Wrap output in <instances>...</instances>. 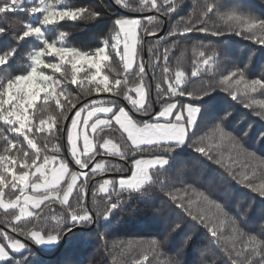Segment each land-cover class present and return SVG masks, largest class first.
Returning <instances> with one entry per match:
<instances>
[{"label":"snow or ice","instance_id":"obj_1","mask_svg":"<svg viewBox=\"0 0 264 264\" xmlns=\"http://www.w3.org/2000/svg\"><path fill=\"white\" fill-rule=\"evenodd\" d=\"M114 3L129 15L117 16L104 0L98 5L0 0V40L16 30L12 43L0 48V71L10 73L0 78V121L15 134L9 139L0 128V209L12 233L0 230V264H49L36 252H60L59 264H78L72 257L87 246L85 234L102 236L126 205L145 220L163 224L158 238L138 242L145 251L134 264H153L149 253L154 260L166 257L163 264H188L180 257L197 240L193 264H264V157L244 146L254 125L237 134L230 127L234 108L219 109L212 95L227 93L264 120V98H256L264 97V63L253 65V52L245 67L209 72L219 68V50L233 37L253 42L264 53V15L243 0H197L188 17L161 35L165 21L179 16L184 0ZM149 10L156 15L134 18ZM17 12L25 13L28 22ZM113 16L108 36L92 49L67 46L69 33L58 30L62 22ZM192 34L225 43L195 44L189 74L179 63L170 65L169 53ZM149 37L157 38L154 44L147 43ZM29 39L39 46L24 61L21 48ZM113 56L122 71L110 78L104 69L115 71L106 63ZM65 65L71 66L72 83L85 98L79 108L80 98L69 101L61 80L54 79ZM82 70L84 80L78 81ZM249 72L258 74L249 78ZM197 81L199 86L191 88ZM93 93L97 98L87 99ZM50 100L57 111L43 118ZM37 137L43 139L38 143ZM256 141L264 143V131ZM225 152L245 160L226 158ZM248 159L259 161V173ZM108 173L118 175L105 178ZM217 177L247 190V203L220 197ZM100 194L102 206L96 199ZM57 204L59 213L53 211ZM177 234L180 248L169 256L164 249Z\"/></svg>","mask_w":264,"mask_h":264},{"label":"trees","instance_id":"obj_2","mask_svg":"<svg viewBox=\"0 0 264 264\" xmlns=\"http://www.w3.org/2000/svg\"><path fill=\"white\" fill-rule=\"evenodd\" d=\"M69 3L73 5H81V4H92L98 5L100 0H68ZM105 4L111 6L113 12L119 15H129L124 9L120 8L114 3V0H104ZM197 3V0H184V3L181 5L179 10V16H175L170 20H166L164 24V32L168 30V28L176 23L180 17H188L189 13L192 12V6ZM243 3L248 6V8L256 13L257 15H264V0H243ZM16 17H19L25 22H28L29 17L23 12H17L14 14ZM147 15H156V13L152 10H149L140 15H136L134 17L144 18ZM113 17H105L102 20L97 22L94 21H66L62 22L60 26H58L59 31H66L69 33V36L66 40V43L72 46H75L81 50H88L99 46V41L102 38L108 36L109 31L112 28V20ZM163 19V17H159ZM3 25V20L0 19V26ZM164 32L161 34L163 35ZM16 34V30L10 29L9 35L0 40V48H3L12 43V36ZM55 31L50 32L48 35L50 38L55 36ZM157 38L149 37L147 38L148 44H154ZM167 39V37H166ZM202 41L204 44L213 43L216 45H221L225 43L223 41L217 40L216 38H208L205 39L201 34H192V38L190 40H180L179 44L176 48H173L170 53V65L175 68L177 63L190 74L191 65L193 60V53L191 51L192 47L198 42ZM171 43V41H169ZM38 42L34 40H27L24 42L21 53L24 58V61L27 59V52L30 51L34 47H38ZM163 46V45H162ZM255 52L256 55L253 57L252 63L255 65L256 63H264V59H260L264 57V53L260 52V46H254L253 42L241 41L238 37H233V39L228 40L226 42V46L220 48L219 55L220 58L218 60L219 68L210 69L209 72L217 73L219 71H223L225 74L227 70L232 69L235 66L245 67L248 64V57L251 53ZM145 59L148 57L147 47L144 50ZM23 61H17V64ZM111 68L115 71H110L109 68H105L106 73L109 74L110 78L115 75V72L122 71V65L119 63L118 58L113 56L109 62ZM251 67V66H249ZM15 68V66H14ZM88 72L90 70H87ZM159 71V70H157ZM71 66L65 65L61 73H57L61 78L62 85L64 86L65 96H67L68 100L72 103H76L74 97L80 98V104L85 102V98L81 95V88L77 87V85L72 83V75H71ZM10 74L8 71H0V78L6 77ZM84 75L83 73H80ZM258 73L249 72V78H255V75ZM64 76H67V80L63 79ZM91 85H85V87H90ZM199 86V82H191L190 87L196 88ZM59 91V89L57 90ZM71 94V95H69ZM103 95V94H102ZM214 97H216V104L219 109H223L227 106H232L234 108V115L232 116V123L230 127H235V131L237 134L243 132V130L249 125L253 124L251 134L244 141V146L250 151L255 152L257 157H264V143H257L256 137L261 132L264 131V120H262L259 116L255 115L252 110H249L243 107L239 102L232 101L229 97H227V93H213ZM96 97V94L93 93L91 96L87 97V99H93ZM257 99H261L264 97L257 96ZM64 97H61L63 100ZM205 99H208L205 97ZM40 101L37 102V109L40 107ZM79 104V103H77ZM67 106V105H65ZM57 111L54 101L50 100L47 106V111L44 114L43 118H46L48 113L55 114ZM241 117H245L243 123L236 126V122L241 119ZM38 122V119H37ZM0 128H5V135H8L9 139H11L15 134H9L7 132L6 126L0 121ZM203 134V133H201ZM43 137H37V142L39 143ZM58 142V141H57ZM21 143H25L21 141ZM52 143L49 142L48 147L49 150L52 148ZM4 144V140L0 138V147ZM0 154H4L0 152ZM11 154V153H9ZM225 157L227 158L229 155L235 157L238 162H243L245 158L243 156L237 157L235 152H225ZM31 155V153H30ZM109 161H114L120 163L119 158L116 157H106ZM231 163L232 161L229 160ZM248 165L251 167L253 165L257 166L256 170L259 173V161L254 159H248ZM75 170V169H74ZM99 179V177H97ZM215 182L220 185L219 188V196L225 197L228 199L229 203L235 204L236 202H241V205L247 203L248 199V191L243 189L241 186H234L228 184L226 182L221 181L218 177L215 178ZM7 191V190H6ZM254 195V194H253ZM92 193L90 189V193L88 194V200L91 201ZM97 201L102 206V194L97 195ZM60 206L54 205L53 211L55 213L60 212ZM10 219V217L8 218ZM6 217L3 209H0V230L8 231L11 235V225L8 222H5ZM163 228V224L159 221L149 222L145 220L143 217L136 215L130 206H125V211L121 212L120 215L115 220L113 226L107 230L102 236L97 237L95 232L86 233V237H90V240L87 246L83 249L77 250L73 253V259L78 262V264H134L135 260L139 259L141 255L144 253L145 249L141 243L138 242H146L150 239H156L157 233L161 231ZM103 231V230H102ZM19 237V236H17ZM21 238V237H19ZM123 242V243H122ZM182 242V237L177 234L172 241L169 242V246L164 249L165 252L169 254V256L175 255L177 250L180 248ZM114 245H116L114 247ZM130 245V246H129ZM200 246V240H197L194 244H192L185 252L181 255L180 259L185 260L188 264H193V261L196 257V249ZM36 256L41 257L49 261V264H59V262L64 258L60 252H55L50 255H43L40 252L35 253ZM149 259L153 260V264H163L166 257L160 256L158 259H153V254L149 253Z\"/></svg>","mask_w":264,"mask_h":264},{"label":"rangeland","instance_id":"obj_3","mask_svg":"<svg viewBox=\"0 0 264 264\" xmlns=\"http://www.w3.org/2000/svg\"><path fill=\"white\" fill-rule=\"evenodd\" d=\"M135 18V17H134ZM67 44V43H66ZM59 46V45H58ZM67 46H71V47H75V46H72V45H69V44H67ZM77 48V47H76ZM79 49V48H78ZM85 69L86 70H90L89 71V73L91 72V69H87V66H85ZM105 71V70H104ZM81 73H83V70H82V72ZM105 73H106V71H105ZM47 74L48 75H53V72H52V70H47ZM108 74V73H107ZM109 75V74H108ZM78 81H83L84 80V75H81L80 73H78L77 75H76V77H75ZM54 79H58V80H61V78L59 77V75L57 74V73H55L54 74ZM72 79H73V77H72ZM58 90V89H57ZM95 98H97V97H95ZM80 107V106H79ZM78 107V108H79ZM108 160V159H107ZM110 162H112V163H118V162H114V161H110ZM113 176V175H112ZM108 177H111V176H105V178H108ZM16 238H19V237H16ZM22 239V238H21Z\"/></svg>","mask_w":264,"mask_h":264},{"label":"water","instance_id":"obj_4","mask_svg":"<svg viewBox=\"0 0 264 264\" xmlns=\"http://www.w3.org/2000/svg\"><path fill=\"white\" fill-rule=\"evenodd\" d=\"M129 14V13H128ZM136 15H140V14H134V16H136ZM164 32V29H163V31L160 33V34H162ZM80 106V103L79 104H76V107L78 108ZM73 111H75V109L73 110ZM112 175H118V174H113V173H108V174H104V176H112ZM89 193H90V190H89Z\"/></svg>","mask_w":264,"mask_h":264}]
</instances>
